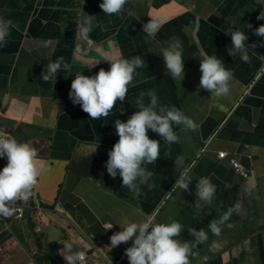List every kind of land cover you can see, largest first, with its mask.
<instances>
[{
	"label": "crops",
	"instance_id": "0c3cea01",
	"mask_svg": "<svg viewBox=\"0 0 264 264\" xmlns=\"http://www.w3.org/2000/svg\"><path fill=\"white\" fill-rule=\"evenodd\" d=\"M195 1L128 0L122 23L101 18L93 24L94 38L104 39L110 49H117L123 39L134 55L144 32L142 21L146 24L156 17L165 18L154 46L144 44L143 53H139L147 55L138 75L139 87L130 92V84L124 102L117 101L111 113L98 120L90 119L70 100L71 79L44 81L41 74L47 62L29 56L28 49L46 56L58 38L55 47L71 66L73 56L68 47L60 46L61 37L50 35L52 42L29 38L27 50L17 60L12 55L11 63L3 60L5 54L0 51V134L34 147L38 160L46 165L32 189L35 199L43 202L40 219L30 208L22 222L13 215H0V264H65L61 256L65 242L74 245L73 251L86 253L80 264H129L124 253L131 241L111 248L110 237L120 231L119 224L139 222L153 214L154 223H181L180 239L191 247L189 264H264V110L258 111L264 107V75L258 84L254 83L264 67L260 51L264 50L260 47L264 37L255 34V29L264 25V19H257L264 10V0L233 1L235 16L230 24L252 23L249 30L243 31L249 39V63L239 55L228 54L231 38H227L224 29L212 37L213 26L218 25L219 29L220 24L211 16L213 12H193ZM207 1L201 0L199 6ZM196 24L200 31H195ZM173 36L183 42L184 67L190 71L187 75L184 71L182 81L167 74L162 55L155 53ZM253 44L255 48L251 47ZM99 46L98 43L90 48L96 52ZM202 53L216 55L233 72L227 95L199 88L198 75L190 68L200 66ZM41 61L45 65H36ZM243 82L254 84L252 95L245 102L246 97L241 98ZM150 89H155L161 104L174 105L191 118L196 130L174 125L180 142L171 146L148 130V136L155 135L161 143L160 158L144 165L152 175L147 184L140 185V194L136 195L122 187L119 174L113 179L105 165L108 152L119 139L115 120L126 122L137 111V95ZM233 106L230 116L223 118ZM255 106L260 108L252 112ZM249 111L253 122L245 117ZM224 150L251 164L254 175L247 180L236 176L230 163L218 157ZM248 151L254 156L251 163L244 155ZM178 156L185 158V166L191 164L190 173L195 171L198 180L208 177L216 185L211 202L197 199L198 181L190 183L188 191L170 188L172 179L179 174L174 165ZM6 164L7 158H0V170ZM236 205L238 210L222 226L221 233L210 232L209 223ZM109 225L113 227L107 229ZM193 228L204 229L207 240L198 243L190 235Z\"/></svg>",
	"mask_w": 264,
	"mask_h": 264
},
{
	"label": "clouds",
	"instance_id": "9594fccd",
	"mask_svg": "<svg viewBox=\"0 0 264 264\" xmlns=\"http://www.w3.org/2000/svg\"><path fill=\"white\" fill-rule=\"evenodd\" d=\"M128 0H103L99 5L104 14H120ZM94 16L87 15L85 27L79 30L78 34H86L91 30ZM257 19H264V14H260ZM165 22L164 17H156L143 26V30L148 35H154ZM13 22L4 19L0 15V46L8 42L10 28ZM246 27L251 28L249 24ZM225 35L231 37V49H228L230 56L239 55L245 62H250L248 54L249 47L246 46L248 37L240 28L228 29ZM255 34L264 37V25L255 29ZM255 48L256 45L251 46ZM157 54L162 55L165 61L167 72L173 79L184 78L183 42L178 37H171L167 46H161ZM200 59V71L202 73L199 88L210 91L217 95H227L230 90V81L233 79V72L224 67V61L216 55L202 53ZM105 61L110 62V68H101L94 76H85L81 72L75 73V78L71 82L69 98L74 105H79L82 110L93 120L107 117L115 107L117 101L123 103L129 85L133 82L138 69L144 67V59L140 56L124 58L121 55L105 57ZM67 67L63 57H59L54 62H49L43 70L41 77L44 81L55 80L56 73L61 66ZM94 67V66H93ZM135 111L126 122L116 119L114 122L118 141L108 152L106 161L107 173L115 179L117 174L121 177L122 187L127 188L136 195L140 194V185L147 184L151 177L144 165L152 164L160 158L161 143L158 140L150 139L148 130L158 134L161 139L171 146L179 143L180 138L173 126H183L184 129L196 130L194 121L186 116L183 111L176 106L161 104L155 89L147 92L141 91L136 99ZM123 111V110H120ZM97 148V147H96ZM96 148L93 152L96 151ZM220 155V154H219ZM7 158V164L0 170V215L5 217L14 216L19 221H23L27 214V209L35 210L33 214L40 215L44 210L43 202L35 199L31 194L33 187L37 184L38 176L45 168V163L38 160V153L34 147L28 143L17 141L15 138H0V158ZM175 170L178 177L173 187L183 191L189 190L192 181L190 175L191 167L185 166L183 156L176 157L174 161ZM230 187V185H226ZM216 185L208 177H201L196 182V197L198 200L211 202L216 195ZM18 199L27 200V207L22 218L15 216L10 205ZM37 204L42 209L38 214ZM239 205L229 207L219 218L209 223L210 232L219 235L222 226L229 220L232 213L238 210ZM147 216L145 219L128 221L119 224L120 231L113 233L110 237L111 248H116L120 244L131 241V246L125 249V255L129 264H189V254L191 247L189 242L180 239L182 225L177 221L171 223H154V217ZM109 225L107 229H111ZM228 227H231L229 224ZM83 236V234L79 231ZM191 236L195 237L198 243L207 240V233L204 229L197 231L192 229ZM179 238V239H178ZM64 251L61 252L65 264H80L84 260L86 253L79 250L73 251L74 245L70 242L63 244ZM105 264H112L108 261Z\"/></svg>",
	"mask_w": 264,
	"mask_h": 264
},
{
	"label": "water",
	"instance_id": "95a60500",
	"mask_svg": "<svg viewBox=\"0 0 264 264\" xmlns=\"http://www.w3.org/2000/svg\"><path fill=\"white\" fill-rule=\"evenodd\" d=\"M102 2L103 0H0V15H2L4 19H10L13 22V26L10 28V35L8 37L7 44L0 46L1 55L5 54L3 60L11 63L12 55L14 56L15 60L19 59L22 52L27 50L29 38H32L38 42H52L54 38H49V36L52 35L55 37H61L62 39L60 41V46L68 47L70 49L71 55L73 56V64L69 66V64L64 61L67 64V67H64L63 65L61 66L60 70L56 73L54 81L73 80L75 78V73L78 71L85 76H94L101 68L108 70L110 68V62L105 61L104 59L105 57L113 56L111 50L114 51L116 55L122 54L124 58L130 59L135 56H140L144 59L145 65V62H147V55L137 53L134 55L131 54V51L129 52L127 50L123 39L118 42L117 49H110L111 46L104 44V39L94 38L91 35L93 24L99 23L101 18L106 19V21L112 20L114 24H120L125 20L121 15H127V11L124 8L118 15L104 14L102 9L99 7ZM261 13L264 14V10H262L259 14ZM87 15L94 16L91 30L86 34H78L79 30L86 26L85 18ZM233 16H235V12ZM232 21L233 19L230 21H224L222 29L227 31L228 28H233L234 26V30L235 28H240V30L243 32L245 30H249V28L246 27L247 25L250 24L252 26V23L249 22H246V25L230 24ZM58 27L60 28L57 29ZM120 29L121 27H119V30ZM214 33L216 34L217 31ZM55 40L57 43L44 57L35 54L32 49H28L30 58L44 59L48 64L50 61L54 62L59 57H63L59 47H55L59 43V39L55 38ZM98 43L100 44L98 51L96 50V52H92L90 47H97ZM245 43L246 46L249 47V39ZM260 47L264 48V45L261 44ZM260 51H263L262 55L264 60V50L260 48ZM138 52L143 53L140 51V49H138ZM24 57L25 55L22 56V60ZM39 64L45 65L44 61H41L36 65ZM47 64L45 67H47ZM140 69L137 70L138 73L140 72ZM263 75L264 67L261 68V72L257 73L254 83L258 84ZM138 78V75H136L133 82L131 83L133 84L131 89H137L139 87V85H137ZM247 98L248 97H246L243 102L247 101ZM234 108L235 106L226 112L223 118L230 116V113L234 111ZM258 108L260 107H252V112L257 111ZM262 110H264V107H261L258 111ZM245 117L248 121H254L250 111L249 114H245ZM256 124L257 123L255 122L253 125L256 126ZM157 136L159 137L158 139L161 138L158 134ZM225 152V157L220 156L219 153L218 157L223 161L227 160L230 163L233 170L232 172L235 173L236 176H238L240 179L247 180L254 175V170L251 167V164H246V162L236 154L229 153L228 151ZM249 153L250 152L248 151L244 155L251 163L254 159V156ZM235 161H238L241 164L242 169L236 167ZM201 163L202 160L200 161L199 165ZM186 166H191V164L187 163ZM190 175L192 177L191 183L198 181L195 171L190 173ZM176 178L177 177L175 176L172 179L169 185L170 188L173 187Z\"/></svg>",
	"mask_w": 264,
	"mask_h": 264
},
{
	"label": "flooded vegetation",
	"instance_id": "af4514ba",
	"mask_svg": "<svg viewBox=\"0 0 264 264\" xmlns=\"http://www.w3.org/2000/svg\"><path fill=\"white\" fill-rule=\"evenodd\" d=\"M200 1L201 0L195 1L194 7H193V12L196 13V11L198 9L201 10V11H207L208 10L209 13L213 12L211 16L213 18H216L217 23L220 24V26H219L220 28L219 29H217L218 25H214L213 26L215 29L212 30V34H213L212 37L216 36L217 33L215 34L214 32L215 31L218 32L222 28V25H223L224 21H230L231 19L234 18V16H233V14H234L233 1L234 0H208L207 3H203L201 7L199 6ZM210 9H213V10L211 11ZM215 15L217 17H215ZM143 26H144V21H142V26H141L142 29H143ZM193 27H194V29L196 28L195 31H200V28H198L199 26H197V24L195 26H193ZM226 36H227L228 39L231 38L229 35H226ZM156 41H157V34L156 33L154 35L150 36L147 33L143 32L142 38H141V40L139 41V43L137 44V46L135 48L136 53L139 54L138 49H140L141 52L143 51V45L144 44H149V45H151V48H152V46H154V42H156ZM229 46H230V43H229ZM145 64H146V62H145ZM165 70L167 72V69H165ZM190 70H192L195 74L197 73V75H198L197 79L200 80L201 75H202V73L200 71V66L197 65L196 67L190 68ZM184 71H185V73L187 75V71H188L187 70V66L184 67ZM167 74H169L171 76L170 73L167 72ZM188 74H190V71H188ZM243 83H244V89L242 91L241 98L242 97L251 96L252 95L251 92H252V88H253L254 84L245 83V82H243ZM129 91L133 92L134 90L131 89Z\"/></svg>",
	"mask_w": 264,
	"mask_h": 264
},
{
	"label": "built area",
	"instance_id": "2783aa9c",
	"mask_svg": "<svg viewBox=\"0 0 264 264\" xmlns=\"http://www.w3.org/2000/svg\"><path fill=\"white\" fill-rule=\"evenodd\" d=\"M0 138H13V137H9V136H6L4 134H0ZM220 156L225 157L226 156V152L225 151H222L220 153ZM235 165H236L237 168L242 169L241 168V164L238 161H235ZM10 207L13 208L14 213H15V216L17 218H22L24 216V214H25V211H26L27 200L18 199L15 202H13L10 205ZM37 209H38V214H39L40 211H41V209H42V207L39 204H37ZM36 218H39V215H37Z\"/></svg>",
	"mask_w": 264,
	"mask_h": 264
},
{
	"label": "rangeland",
	"instance_id": "374dc122",
	"mask_svg": "<svg viewBox=\"0 0 264 264\" xmlns=\"http://www.w3.org/2000/svg\"><path fill=\"white\" fill-rule=\"evenodd\" d=\"M210 10L212 11L213 9H210ZM165 45L167 46V44H166V43H165ZM111 52H112V55H113V56H115V55H116V53H115L114 51H112V50H111ZM135 54H136V52H135ZM149 137H150V138H154V139H155V138H157V137H156L155 135H153V134H152V135H150Z\"/></svg>",
	"mask_w": 264,
	"mask_h": 264
}]
</instances>
